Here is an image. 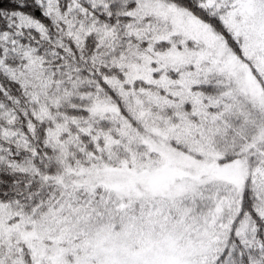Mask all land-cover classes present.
<instances>
[{"label": "snow or ice", "instance_id": "6c2138e0", "mask_svg": "<svg viewBox=\"0 0 264 264\" xmlns=\"http://www.w3.org/2000/svg\"><path fill=\"white\" fill-rule=\"evenodd\" d=\"M0 264H264V0H0Z\"/></svg>", "mask_w": 264, "mask_h": 264}]
</instances>
